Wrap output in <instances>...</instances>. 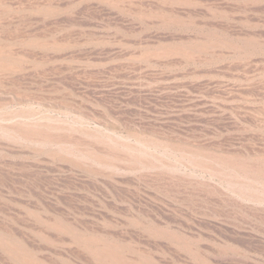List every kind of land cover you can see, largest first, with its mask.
Here are the masks:
<instances>
[{
	"label": "rangeland",
	"instance_id": "obj_1",
	"mask_svg": "<svg viewBox=\"0 0 264 264\" xmlns=\"http://www.w3.org/2000/svg\"><path fill=\"white\" fill-rule=\"evenodd\" d=\"M0 264H264V0H0Z\"/></svg>",
	"mask_w": 264,
	"mask_h": 264
}]
</instances>
